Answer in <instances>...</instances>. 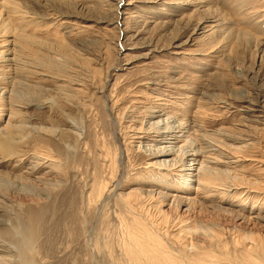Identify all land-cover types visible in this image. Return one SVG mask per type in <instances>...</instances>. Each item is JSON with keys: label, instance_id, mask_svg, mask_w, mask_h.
Returning <instances> with one entry per match:
<instances>
[{"label": "rangeland", "instance_id": "374dc122", "mask_svg": "<svg viewBox=\"0 0 264 264\" xmlns=\"http://www.w3.org/2000/svg\"><path fill=\"white\" fill-rule=\"evenodd\" d=\"M16 1L6 264H158L130 257L136 234L159 264H264V0Z\"/></svg>", "mask_w": 264, "mask_h": 264}, {"label": "bare ground", "instance_id": "6f19581e", "mask_svg": "<svg viewBox=\"0 0 264 264\" xmlns=\"http://www.w3.org/2000/svg\"><path fill=\"white\" fill-rule=\"evenodd\" d=\"M16 1V0H15ZM19 1V0H18ZM17 2V1H16ZM203 2V1H202ZM17 7V6H16ZM15 7V8H16ZM18 9V8H17ZM5 21V20H4ZM233 31V30H232ZM14 129V128H13ZM15 130V129H14ZM9 132V131H8ZM8 132H6V133H8ZM10 133V132H9ZM8 133V134H9ZM12 135V134H11ZM4 138V137H3ZM6 139V138H5ZM6 142V140L4 141V145L6 144L5 143ZM1 146V145H0ZM167 153V152H166ZM13 155V154H12ZM6 156V155H5ZM10 156V155H9ZM164 156V155H163ZM7 157V156H6ZM8 158V157H7ZM202 169H206V167L204 168L203 167V163L201 164V166H200ZM204 172H202V174L201 175H203L202 177V179H201V175H200V179H199V181H200V183L201 182H203V181H205L204 179H208V180H210L209 178V176L210 175H212V174H209V172L207 171V169H206V171L205 170H203ZM213 179H214V176H213ZM207 180V181H208ZM210 182V181H209ZM199 183V184H200ZM205 183V182H204ZM207 184V183H206ZM195 197V196H194ZM191 199V198H190ZM10 213H8V214H6L7 216L9 215ZM7 224V223H6ZM6 224H4L3 225V227H1L0 226V237H5L6 239H8V240H17V238H16V236L14 235V229H12V227H7L6 226ZM6 226V227H5ZM145 229V228H144ZM134 230V229H133ZM145 231H146V229H145ZM144 231V232H145ZM141 232V231H140ZM146 233V232H145ZM144 233V234H145ZM148 233H149V231H148ZM147 233V234H148ZM143 234V235H144ZM140 236L141 237H143L141 234H140ZM149 236V235H148ZM147 236V237H148ZM151 236H153V234L151 235ZM155 236V235H154ZM134 238H135V240L134 241H136L137 242V245H135V247L134 248H137V249H133V248H131V252H130V254H131V258L134 260V261H136V262H138L139 260H143V259H145V258H147V259H150V260H153V262L155 261V262H158V264L159 263H161L160 261H158L157 260V258L155 257V255H157V254H154L153 253V255H152V249H148V246L149 245H151L152 244V242H149V241H147V240H145V243L143 242V243H141L142 242V240L141 239H139V234H136V236H134ZM151 239V237H148V239ZM156 238V237H155ZM146 239V238H145ZM158 240V239H157ZM144 241V240H143ZM152 241V240H151ZM159 241V240H158ZM146 242H149V243H146ZM154 243V242H153ZM155 244V243H154ZM143 245H147V246H143ZM159 246V245H158ZM156 249V248H155ZM128 251V250H127ZM157 251H158V253L159 252H164V251H162V250H158L157 249ZM129 252V251H128ZM154 252V251H153ZM160 254H162V253H160ZM165 253H163L162 255H164ZM167 255V254H166ZM153 256V257H152ZM157 256H159V255H157ZM171 256V255H170ZM159 257H161V256H159ZM175 257V256H174ZM130 258V259H131ZM7 258L5 257V256H3V257H0V264H3L4 262H5V260H6ZM158 259H160V258H158ZM164 259V258H163ZM167 260H169V259H167ZM171 260V259H170ZM8 261V260H7ZM174 262H175V260H174ZM7 262H5V264H6ZM142 263V262H141ZM184 263V262H183ZM210 264V263H209Z\"/></svg>", "mask_w": 264, "mask_h": 264}]
</instances>
